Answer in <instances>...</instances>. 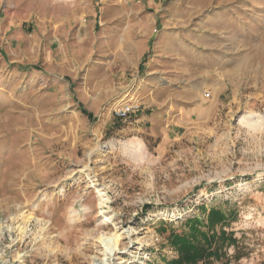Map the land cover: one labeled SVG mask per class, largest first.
<instances>
[{
    "label": "rangeland",
    "instance_id": "1",
    "mask_svg": "<svg viewBox=\"0 0 264 264\" xmlns=\"http://www.w3.org/2000/svg\"><path fill=\"white\" fill-rule=\"evenodd\" d=\"M81 1L91 0H0V71L19 42L39 44L33 65L47 66V50L58 51L47 11L73 18ZM183 1L193 21L216 15L223 32L221 82L200 87L193 114L130 131L115 114L109 120L107 105L79 103L78 86L24 87L11 66L0 72V264H94L105 257L98 238L115 233L112 264H168L178 258L171 227L206 221L212 207L235 212L224 228L237 242L210 264H264V0ZM88 16L69 30L85 31ZM99 189L109 198L103 208Z\"/></svg>",
    "mask_w": 264,
    "mask_h": 264
},
{
    "label": "crops",
    "instance_id": "2",
    "mask_svg": "<svg viewBox=\"0 0 264 264\" xmlns=\"http://www.w3.org/2000/svg\"><path fill=\"white\" fill-rule=\"evenodd\" d=\"M81 4L83 12L73 18L47 11L46 36L58 48L57 53L47 50V66L33 65L39 44L19 42L1 71L11 66L12 76L24 87L61 85L65 92L66 87L78 86V102L93 108L107 105L109 120L117 105L136 97L142 110L129 121L116 117L128 123L130 131L170 120L174 114L184 117L199 111L203 106L200 87L221 82L219 76L214 79L223 58L216 52L223 34L213 28L216 15H207L201 24L194 22L186 10L191 4L183 0H91L87 6L84 1ZM88 12L85 31L82 25L77 31L69 30L72 21L82 24L81 15ZM70 39L75 43H64ZM192 90L194 98L189 99L185 94Z\"/></svg>",
    "mask_w": 264,
    "mask_h": 264
},
{
    "label": "trees",
    "instance_id": "3",
    "mask_svg": "<svg viewBox=\"0 0 264 264\" xmlns=\"http://www.w3.org/2000/svg\"><path fill=\"white\" fill-rule=\"evenodd\" d=\"M234 218V211L228 213L222 208L212 207L206 221L201 217L188 218L185 222L187 230L178 232L170 226L167 240L178 252V258L168 261V264L184 261L190 264H210L212 257L223 254L225 246L235 245L237 242L234 233L224 228ZM166 225L168 223H163V231L167 230ZM217 227H220L219 231Z\"/></svg>",
    "mask_w": 264,
    "mask_h": 264
},
{
    "label": "bare ground",
    "instance_id": "4",
    "mask_svg": "<svg viewBox=\"0 0 264 264\" xmlns=\"http://www.w3.org/2000/svg\"><path fill=\"white\" fill-rule=\"evenodd\" d=\"M245 120H246L247 124H249V125H253L254 124V118L251 115L247 116L245 118ZM98 194H99V200H100V204L99 205H100L101 208H103L109 202V198L106 196V194L104 192L101 191V189L98 190ZM71 214H72L71 215L72 218H76V217L80 216L79 212L77 210H75V209L72 211ZM27 226H28V221H24L23 224H20L18 226V229L21 231V233H23V232H25ZM42 229H45V227H42ZM121 229H124V227H122ZM10 230H13L12 225H10L8 227V231H10ZM124 233H126L129 236L133 235V232H132L131 228L124 229ZM118 234L119 233H115L113 235H105V234H103V235H101L98 238L100 243L103 245L105 257L102 258L101 260H99L98 258L94 257L93 258V263L94 264H112L113 258L116 255L118 249L120 248L121 237Z\"/></svg>",
    "mask_w": 264,
    "mask_h": 264
},
{
    "label": "built area",
    "instance_id": "5",
    "mask_svg": "<svg viewBox=\"0 0 264 264\" xmlns=\"http://www.w3.org/2000/svg\"><path fill=\"white\" fill-rule=\"evenodd\" d=\"M141 108V103L137 98H129L124 103L117 105L114 114L121 119L127 120Z\"/></svg>",
    "mask_w": 264,
    "mask_h": 264
}]
</instances>
